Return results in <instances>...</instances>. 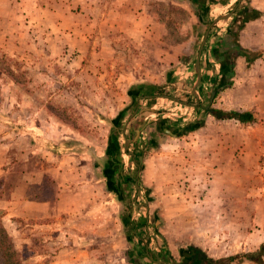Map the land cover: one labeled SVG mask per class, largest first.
<instances>
[{
    "label": "rangeland",
    "instance_id": "374dc122",
    "mask_svg": "<svg viewBox=\"0 0 264 264\" xmlns=\"http://www.w3.org/2000/svg\"><path fill=\"white\" fill-rule=\"evenodd\" d=\"M83 1L0 0V201L33 182L23 219L0 209L21 263L264 264V115L218 123L229 78L191 91L206 22L231 59V20L264 25V0Z\"/></svg>",
    "mask_w": 264,
    "mask_h": 264
},
{
    "label": "crops",
    "instance_id": "0c3cea01",
    "mask_svg": "<svg viewBox=\"0 0 264 264\" xmlns=\"http://www.w3.org/2000/svg\"><path fill=\"white\" fill-rule=\"evenodd\" d=\"M85 1L87 0H84L83 2ZM89 4L90 3H87V5H85L90 8ZM256 11L258 12V10ZM261 21V17H257L256 19L245 23L242 30L238 34L237 44L241 49L247 51H260V55L248 64L245 62V58L242 56L236 55L234 57L232 61V75L229 78V80L232 82V86L230 89H226L227 92H231L234 96L230 101L226 100L223 104V106L227 107L226 109H229L233 112H247L251 114L253 119L256 117L260 119L261 113L264 115V80H262L263 82L261 83V80L258 78L259 76L264 78V41L261 42L260 39V37L264 35V25H261ZM215 37L209 35L208 40L205 41L203 45V50L200 57V86L203 88H205V85L209 81H211L210 85L213 88L215 86V79L220 77V74L218 75L220 71V65L212 55L213 48H217L216 43L220 40H217V36ZM257 89L260 91H257ZM226 91L223 95H226ZM253 111L255 114H253ZM229 120L233 119H218V123H225ZM233 121L239 124L237 121ZM259 123L261 124V122ZM239 125L244 126L249 125V123ZM256 126L258 129H260L258 125ZM245 133L247 134L249 131L247 130ZM250 139V136L245 135L244 142L246 145H248ZM0 154L3 155L2 151H0ZM242 154H245V152ZM1 167L2 164H0V168ZM32 183L33 182L29 181L24 183L23 178L19 179V182L15 184L9 193V199L3 202L0 201V209L1 211H4V216L23 219V215H26L23 213V207H27L24 202H31V200L27 199V197H24L25 190L23 189ZM45 205H47L46 202H36L34 209H40ZM45 209H51V206H45ZM46 217H50L49 214Z\"/></svg>",
    "mask_w": 264,
    "mask_h": 264
},
{
    "label": "trees",
    "instance_id": "16d2710c",
    "mask_svg": "<svg viewBox=\"0 0 264 264\" xmlns=\"http://www.w3.org/2000/svg\"><path fill=\"white\" fill-rule=\"evenodd\" d=\"M238 19H232L231 20V28H227L226 30V37H231L232 41H234L235 47L238 50V52L233 56V58L229 59L226 58L228 56V53H223L221 54L219 47L221 46V41L217 42L216 47L213 48L212 50V55L213 58L218 62L220 65V80L218 82L219 85H215L216 88H229L230 87V82H226L222 85V82L225 80V78H230L232 75V61L236 55L242 56L245 58V62L248 64L251 62L253 57H248L247 50L241 49L238 44H237V38H238V33L242 30L243 26L245 23L254 20L258 17V12L254 9H249L247 7H241L239 8L237 12ZM236 25V26H235ZM235 26V27H234ZM232 27L236 29L234 32L232 30ZM227 51V50H226ZM226 58V59H225ZM230 61V62H229ZM216 89H214V93ZM217 93V92H216ZM215 93V95H216ZM213 114H215V111H213ZM222 119H233L237 121L239 124H245V123H252L253 122V117L251 114L247 112H228L227 114L224 115V117H220ZM225 260H217L214 261L212 264H225ZM226 261L228 263L231 262V257L226 258ZM21 259L19 256V253L13 248V245L11 243V239L5 232L4 228L2 227L0 223V264H22Z\"/></svg>",
    "mask_w": 264,
    "mask_h": 264
},
{
    "label": "water",
    "instance_id": "95a60500",
    "mask_svg": "<svg viewBox=\"0 0 264 264\" xmlns=\"http://www.w3.org/2000/svg\"><path fill=\"white\" fill-rule=\"evenodd\" d=\"M231 13H232V10H231L229 13H227V14H225V15H223V16L218 17L216 20H226L228 17H230ZM214 23H215V21L206 22L207 27H206V29H205L203 35H202V38H201V41H200V44H199V47H198V53L200 52V50H201V48H202V46H203V44H204V42H205V39H206V37H207L208 30H209L210 26H211L212 24H214ZM193 70H194V73H195V82H194V85H193L191 91H192L193 95H194L195 97H197L196 94H195V92H194V90H195V88H196V87L199 85V83H200L199 54L197 55V57H196L195 60H194ZM213 95H214V91H212V92L210 93L209 101H211V98L213 97ZM157 263H159V264H163V263H161V262H159V261H157Z\"/></svg>",
    "mask_w": 264,
    "mask_h": 264
}]
</instances>
